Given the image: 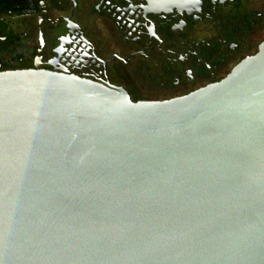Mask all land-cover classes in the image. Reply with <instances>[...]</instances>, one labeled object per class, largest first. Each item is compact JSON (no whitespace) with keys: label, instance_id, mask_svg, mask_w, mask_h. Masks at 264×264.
<instances>
[{"label":"water","instance_id":"95a60500","mask_svg":"<svg viewBox=\"0 0 264 264\" xmlns=\"http://www.w3.org/2000/svg\"><path fill=\"white\" fill-rule=\"evenodd\" d=\"M0 264H264V41L165 101L0 72Z\"/></svg>","mask_w":264,"mask_h":264},{"label":"flooded vegetation","instance_id":"af4514ba","mask_svg":"<svg viewBox=\"0 0 264 264\" xmlns=\"http://www.w3.org/2000/svg\"><path fill=\"white\" fill-rule=\"evenodd\" d=\"M264 0H0V72L76 76L134 102L190 95L264 41Z\"/></svg>","mask_w":264,"mask_h":264},{"label":"rangeland","instance_id":"374dc122","mask_svg":"<svg viewBox=\"0 0 264 264\" xmlns=\"http://www.w3.org/2000/svg\"><path fill=\"white\" fill-rule=\"evenodd\" d=\"M257 1V0H256ZM255 4H257V6L259 7V6H261V1H258V2H256ZM263 6H264V3L262 4Z\"/></svg>","mask_w":264,"mask_h":264}]
</instances>
